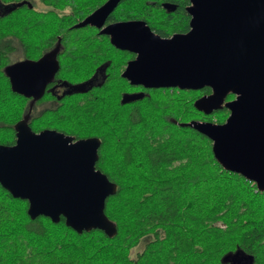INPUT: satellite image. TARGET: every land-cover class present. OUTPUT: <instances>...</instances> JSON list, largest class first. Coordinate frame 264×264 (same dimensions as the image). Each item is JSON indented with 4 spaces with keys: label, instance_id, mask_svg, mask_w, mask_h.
I'll return each instance as SVG.
<instances>
[{
    "label": "trees",
    "instance_id": "16d2710c",
    "mask_svg": "<svg viewBox=\"0 0 264 264\" xmlns=\"http://www.w3.org/2000/svg\"><path fill=\"white\" fill-rule=\"evenodd\" d=\"M1 1L17 4L0 14V143H14L13 125L27 114L35 132L99 137L95 167L117 190L105 199L116 226L109 237L98 228L78 233L63 217L31 219L27 200L0 185V264H264V190L225 169L211 140L184 124L225 120L226 107L205 114L194 106L210 88L129 84L120 73L133 53L93 25L73 27L105 0H37L40 10ZM169 1L175 10L157 0H120L107 22L142 19L161 36L186 29V0ZM56 45L54 77L74 89L44 91L30 109L4 67L16 55L37 59ZM92 77L96 82L87 83Z\"/></svg>",
    "mask_w": 264,
    "mask_h": 264
},
{
    "label": "water",
    "instance_id": "95a60500",
    "mask_svg": "<svg viewBox=\"0 0 264 264\" xmlns=\"http://www.w3.org/2000/svg\"><path fill=\"white\" fill-rule=\"evenodd\" d=\"M189 30L161 37L142 19L105 23L119 0H105L73 27L93 25L110 43L134 53L121 76L145 88L178 87L210 92L194 101L205 114L226 107L221 123L191 119L211 140L215 159L264 190V0H190ZM58 45L37 59L4 67L11 90L39 99L59 68ZM228 93L234 98L226 100ZM130 98L139 96L131 93ZM28 114L14 125L12 144L0 143V185L26 199L31 219L64 218L78 233L98 228L109 237L116 226L104 212L105 199L117 184L95 167L101 139L74 138L56 129L37 132Z\"/></svg>",
    "mask_w": 264,
    "mask_h": 264
},
{
    "label": "flooded vegetation",
    "instance_id": "af4514ba",
    "mask_svg": "<svg viewBox=\"0 0 264 264\" xmlns=\"http://www.w3.org/2000/svg\"><path fill=\"white\" fill-rule=\"evenodd\" d=\"M31 1V0H30ZM120 1V0H119ZM152 1H155V0H152ZM159 1V4L161 6V8H163L165 11H173L175 10V7H176V4L169 1V0H157ZM22 2H26V4L30 7H33L35 10H40L43 6H41L37 0H32L30 3L26 0H22ZM17 4L16 1H12V3H7V2H3L0 0V14L4 11V10H8L12 7V5H15ZM118 4V3H117ZM192 5V2L190 0H186V3L184 4V10L185 12L188 14V27L184 30H179V31H172L169 35H165V36H161V37H170L172 34L174 33H185L189 30L190 26H189V20H190V17L191 15L189 14L188 12V6H191ZM114 22V21H113ZM105 23H108L107 22V19L105 21ZM155 32V31H154ZM156 33V32H155ZM158 34V33H157ZM127 51V50H126ZM130 52V51H129ZM132 53V52H131ZM133 57H134V53H133ZM132 57V58H133ZM32 59H36V58H32ZM131 59V58H130ZM129 60V59H128ZM17 61V60H16ZM126 64V63H125ZM125 66V65H124ZM124 68V67H123ZM122 68V70H123ZM121 75V73H120ZM55 76V75H54ZM52 77L51 80H49V82L47 83L46 87H45V92L50 90L51 92H53L54 94H61L64 90H69V89H74V87H71V86H68L66 83L63 82V79L60 78V77ZM122 77V76H121ZM96 82V78H91L87 83H90V84H93ZM86 83H84V86H85ZM130 84V83H129ZM133 85V84H131ZM136 86V85H135ZM139 86V85H138ZM141 86V85H140ZM141 90V89H139ZM234 98V95L229 98V99H232ZM228 100V99H226ZM30 101H31V98H30ZM30 101H29V104H30ZM36 101V100H35ZM33 101L31 103V105L29 106L30 109L32 108V106L34 105V102ZM229 113V112H228ZM227 117V116H226Z\"/></svg>",
    "mask_w": 264,
    "mask_h": 264
},
{
    "label": "rangeland",
    "instance_id": "374dc122",
    "mask_svg": "<svg viewBox=\"0 0 264 264\" xmlns=\"http://www.w3.org/2000/svg\"><path fill=\"white\" fill-rule=\"evenodd\" d=\"M15 54H22V51L19 49L18 51H16ZM15 54H13V55H15ZM15 57H18V58H17L18 60L22 59V57H21L20 55H16ZM42 107H43L42 105H37L35 111L38 112ZM140 246H141V245H139V247H140Z\"/></svg>",
    "mask_w": 264,
    "mask_h": 264
}]
</instances>
